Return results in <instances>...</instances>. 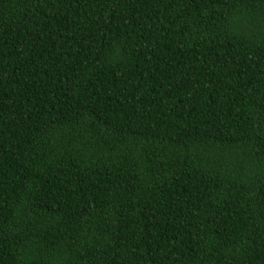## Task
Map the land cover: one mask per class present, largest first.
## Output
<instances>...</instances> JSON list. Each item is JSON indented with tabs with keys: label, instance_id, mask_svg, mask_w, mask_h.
Segmentation results:
<instances>
[{
	"label": "trees",
	"instance_id": "16d2710c",
	"mask_svg": "<svg viewBox=\"0 0 264 264\" xmlns=\"http://www.w3.org/2000/svg\"><path fill=\"white\" fill-rule=\"evenodd\" d=\"M0 264H264V0H0Z\"/></svg>",
	"mask_w": 264,
	"mask_h": 264
}]
</instances>
